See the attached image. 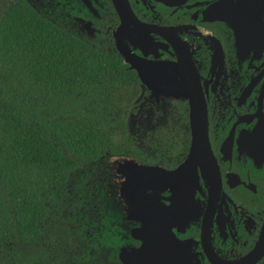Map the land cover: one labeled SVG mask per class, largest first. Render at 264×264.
<instances>
[{
    "label": "trees",
    "instance_id": "obj_1",
    "mask_svg": "<svg viewBox=\"0 0 264 264\" xmlns=\"http://www.w3.org/2000/svg\"><path fill=\"white\" fill-rule=\"evenodd\" d=\"M144 95L109 40L0 0V264H108L120 239L107 156L158 164V147L186 145L184 108L166 112L178 142L162 145Z\"/></svg>",
    "mask_w": 264,
    "mask_h": 264
},
{
    "label": "flooded vegetation",
    "instance_id": "obj_2",
    "mask_svg": "<svg viewBox=\"0 0 264 264\" xmlns=\"http://www.w3.org/2000/svg\"><path fill=\"white\" fill-rule=\"evenodd\" d=\"M25 2L80 39L109 40L117 52L113 33L119 17L111 0ZM126 3L139 25L125 24L123 43L137 64L158 65V100L145 99L149 90L143 85L142 101L150 112L158 106L162 145L178 142L176 132L163 129L166 112L176 104L185 110L184 152L158 147V167L174 169L189 149L187 101L166 96L183 86L178 76L187 67L198 77L209 152L203 146L194 156L196 179L184 171L173 190L158 178L157 195L135 202L111 196L119 198L112 211L119 218L113 230L120 245L107 251L108 264H122L120 248L139 244L129 234L153 211H158V264H264V0ZM130 216L136 221L126 220Z\"/></svg>",
    "mask_w": 264,
    "mask_h": 264
},
{
    "label": "water",
    "instance_id": "obj_3",
    "mask_svg": "<svg viewBox=\"0 0 264 264\" xmlns=\"http://www.w3.org/2000/svg\"><path fill=\"white\" fill-rule=\"evenodd\" d=\"M111 3L119 17V24L113 33L115 49L122 62L128 63V67L134 69L140 84L149 90L145 99L153 98L157 101L158 93H160V91L158 92V65L156 63L137 64L134 61L135 56L127 50L120 35L126 23L139 25V22L129 11L126 0H111ZM85 24L90 26L89 22H85ZM184 66L182 65V69H185ZM178 81L183 86L169 90L166 96L185 98L187 101L190 145L185 159L174 169L164 170L158 167V164L142 163L123 154H110L106 158L109 166L106 183L112 195L115 193L124 196L125 198L122 200L135 202L145 196L158 194V178L164 179L165 187L169 190L178 186L175 180H180L184 171L192 172L196 179V171L193 170L194 156L200 150H205L204 147L209 152L204 101L195 71L193 72L187 67L186 72L179 74ZM118 199L112 198V201ZM130 217H126V220H134L133 216ZM142 219L141 225L132 229L129 234V237L138 240L139 244L135 247L125 248L126 246H122L120 248L118 257L122 264H158V211L148 212Z\"/></svg>",
    "mask_w": 264,
    "mask_h": 264
},
{
    "label": "rangeland",
    "instance_id": "obj_4",
    "mask_svg": "<svg viewBox=\"0 0 264 264\" xmlns=\"http://www.w3.org/2000/svg\"><path fill=\"white\" fill-rule=\"evenodd\" d=\"M158 92H159V90H158ZM111 163H113V162H111Z\"/></svg>",
    "mask_w": 264,
    "mask_h": 264
}]
</instances>
